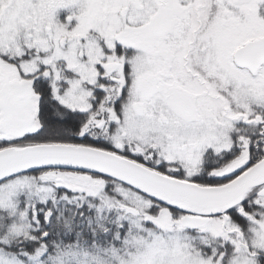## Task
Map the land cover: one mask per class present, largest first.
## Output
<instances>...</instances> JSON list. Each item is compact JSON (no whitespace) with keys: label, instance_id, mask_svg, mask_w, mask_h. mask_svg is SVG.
<instances>
[{"label":"snow or ice","instance_id":"obj_1","mask_svg":"<svg viewBox=\"0 0 264 264\" xmlns=\"http://www.w3.org/2000/svg\"><path fill=\"white\" fill-rule=\"evenodd\" d=\"M0 264H264V0H0Z\"/></svg>","mask_w":264,"mask_h":264}]
</instances>
